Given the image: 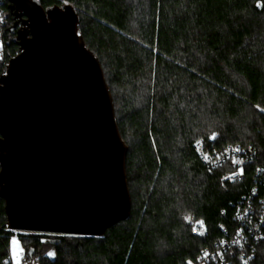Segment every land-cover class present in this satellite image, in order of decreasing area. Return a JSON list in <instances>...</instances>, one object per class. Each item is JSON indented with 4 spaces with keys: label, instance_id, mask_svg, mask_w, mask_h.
<instances>
[{
    "label": "trees",
    "instance_id": "16d2710c",
    "mask_svg": "<svg viewBox=\"0 0 264 264\" xmlns=\"http://www.w3.org/2000/svg\"><path fill=\"white\" fill-rule=\"evenodd\" d=\"M38 1L73 6L101 64L128 147L131 213L103 237L16 234L0 198V264H13L15 234L23 264H199L234 231L252 180L230 182V164L209 170L198 143L264 148V0ZM0 8L8 64L19 53L16 20L7 0ZM250 264H264V244Z\"/></svg>",
    "mask_w": 264,
    "mask_h": 264
},
{
    "label": "water",
    "instance_id": "95a60500",
    "mask_svg": "<svg viewBox=\"0 0 264 264\" xmlns=\"http://www.w3.org/2000/svg\"><path fill=\"white\" fill-rule=\"evenodd\" d=\"M19 53L0 75V198L8 230L103 237L131 213L128 147L73 6L7 0ZM15 31V32H14Z\"/></svg>",
    "mask_w": 264,
    "mask_h": 264
},
{
    "label": "built area",
    "instance_id": "2783aa9c",
    "mask_svg": "<svg viewBox=\"0 0 264 264\" xmlns=\"http://www.w3.org/2000/svg\"><path fill=\"white\" fill-rule=\"evenodd\" d=\"M198 148L201 161L209 170L230 164L234 171L229 174V181L242 182L250 176L252 186L235 205L234 231L203 249L197 261L199 264H250L257 246L264 244V148L229 145L205 152L201 143Z\"/></svg>",
    "mask_w": 264,
    "mask_h": 264
},
{
    "label": "rangeland",
    "instance_id": "374dc122",
    "mask_svg": "<svg viewBox=\"0 0 264 264\" xmlns=\"http://www.w3.org/2000/svg\"><path fill=\"white\" fill-rule=\"evenodd\" d=\"M7 17H8V14L5 12L0 15V71L5 70L6 64H7V62L1 64L2 61H4V58L6 56L5 43L6 41H8L7 37L5 36L3 32V28H2V26H5L9 22ZM11 25L9 24V27ZM195 226L197 228H200L199 223H197ZM9 250H10V257L12 259L13 264H23V257H24L25 250L21 242L18 240V235L15 234V236L11 239ZM29 264H37V263L35 262V263H29Z\"/></svg>",
    "mask_w": 264,
    "mask_h": 264
},
{
    "label": "snow or ice",
    "instance_id": "6c2138e0",
    "mask_svg": "<svg viewBox=\"0 0 264 264\" xmlns=\"http://www.w3.org/2000/svg\"><path fill=\"white\" fill-rule=\"evenodd\" d=\"M49 255L51 256V255H53V253H49Z\"/></svg>",
    "mask_w": 264,
    "mask_h": 264
},
{
    "label": "flooded vegetation",
    "instance_id": "af4514ba",
    "mask_svg": "<svg viewBox=\"0 0 264 264\" xmlns=\"http://www.w3.org/2000/svg\"><path fill=\"white\" fill-rule=\"evenodd\" d=\"M15 32V31H14ZM14 34V33H13Z\"/></svg>",
    "mask_w": 264,
    "mask_h": 264
}]
</instances>
